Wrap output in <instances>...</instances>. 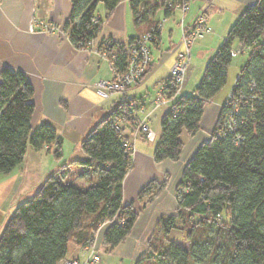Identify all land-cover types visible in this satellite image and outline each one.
Returning <instances> with one entry per match:
<instances>
[{
    "label": "trees",
    "instance_id": "1",
    "mask_svg": "<svg viewBox=\"0 0 264 264\" xmlns=\"http://www.w3.org/2000/svg\"><path fill=\"white\" fill-rule=\"evenodd\" d=\"M121 1L69 0L71 11L64 32L76 47L88 49ZM180 2L129 0L135 27L146 25V32L158 37L151 46L152 54L161 35L157 15L162 13L167 20L174 17L176 10L168 4ZM141 37L131 38L127 44L111 40L109 57L120 71L125 70L130 50ZM235 43L241 52L247 51L234 87L235 94L245 95L235 119L236 130L225 134L224 106L209 140L183 170L176 190L177 208L159 221L158 230L168 245L161 243L157 248L151 238L147 253L136 264L203 260L209 264H264V0L246 8L230 28L207 63L194 95L176 98L178 116L164 114L153 159L155 163L179 161L185 147L183 136L192 137L201 130L205 105L226 86ZM0 76V174L10 175L23 163L29 148L47 149L60 164L63 141L55 128L32 125L34 90L26 75L4 68ZM118 102L82 140L83 159L62 164L32 198L17 206L0 233V264H62L71 246L84 250L94 246L106 224L101 248L104 254H111L131 235L141 209L166 190L168 179L153 180L139 191L136 202L123 204V182L134 157L127 145L138 118L132 112V100ZM237 139L242 140L240 144L235 143ZM73 166L83 167L90 177L96 176L95 181H89L87 188L72 184L67 175ZM178 232L189 243L188 249L170 239Z\"/></svg>",
    "mask_w": 264,
    "mask_h": 264
},
{
    "label": "crops",
    "instance_id": "2",
    "mask_svg": "<svg viewBox=\"0 0 264 264\" xmlns=\"http://www.w3.org/2000/svg\"><path fill=\"white\" fill-rule=\"evenodd\" d=\"M257 2L189 0L185 15L176 10L175 16L164 24L160 40L152 49L154 63L151 71L129 89L130 97L127 95L124 100H132L147 111L151 110L158 85L169 76L176 59L180 47L179 24L182 21L190 25L202 13L207 14L210 33L197 42L195 53L210 54L223 44L242 12ZM70 11L69 0H0V74L2 69L10 68L26 75L34 90L32 125L36 128L48 124L55 128L63 141L64 164L75 161L71 160L73 155L83 153L81 142L84 137L112 112L119 99H123L105 100L96 93L95 84L99 80H112L113 69L96 49H81L70 41L63 30ZM158 15L156 19L160 21L163 15ZM100 16H104L103 10ZM46 23L58 26V31L44 32L43 24ZM146 31V25L135 27L129 0H122L104 21L98 41L112 39L117 44H127L131 38L141 37ZM150 117L149 123L156 134V141L148 142L143 136L136 139L133 167L123 182V204L136 202L139 191L150 181L168 179V186L152 205L141 209L131 235L113 253L105 254L106 259L101 264H136L145 254L147 242L159 220L174 213L178 206L176 190L186 164L210 138V135L199 132L193 137L185 136V147L179 161L155 163L153 153L161 132L156 121L162 118H159V111ZM48 156H52V152L47 149L35 151L29 148L23 163L10 175L0 174V228L12 215L16 196L23 186L34 184L33 190H37L52 168L57 166L55 160L49 161ZM73 168L75 166L70 167L69 171ZM95 179L96 176L89 177L86 170L79 179L69 177L71 183L80 188H87L88 182ZM6 210H9L7 217ZM108 226L104 225L99 231L97 243L100 247ZM85 252L71 246L67 258H82Z\"/></svg>",
    "mask_w": 264,
    "mask_h": 264
},
{
    "label": "built area",
    "instance_id": "3",
    "mask_svg": "<svg viewBox=\"0 0 264 264\" xmlns=\"http://www.w3.org/2000/svg\"><path fill=\"white\" fill-rule=\"evenodd\" d=\"M168 5L170 9L180 10L184 14L188 10V0H181L177 5H173L172 3H169ZM166 21L167 19L163 18L159 23V32L162 31ZM208 21V16L201 14L195 18L190 25H185L184 21L181 22L182 50L178 53L177 58L170 69L169 77L165 83L160 85L152 102L151 110L146 111L144 107L140 106V108L136 103L132 106V112L134 116L138 118V122L136 123V134L145 135L149 142L155 140L156 134L148 123V117L150 118L156 110L162 107H170V111L175 118L179 114V110L175 108L174 102L176 101V98L182 94L184 87L187 84V71L190 66L192 47L195 40L210 31ZM157 38L158 37L154 32L144 34L138 43L130 50L124 71H120L112 63L114 77L112 80H99L95 84L97 94L103 99L126 97L129 88L141 81L147 74L152 63L151 46L157 41ZM94 45L95 42L93 41L88 44L89 48H92L91 46ZM110 46L111 40H107L103 46V51L100 53L106 60L108 59ZM234 87L223 105V107L225 106L227 108L224 117L225 119L222 122L226 129L225 134L233 133L236 130L235 119L240 113L242 102L245 100L243 92L234 93ZM253 88L254 86L251 87V90H253ZM140 113H145L147 115L143 114L145 116L140 117ZM240 140L241 139H237L235 143L240 144ZM132 145H127V150L130 152L135 151L134 148H132ZM96 244L97 242L94 247L87 249L88 254L86 253L87 255H83L82 258L65 259L62 264H101L103 259L96 249Z\"/></svg>",
    "mask_w": 264,
    "mask_h": 264
},
{
    "label": "rangeland",
    "instance_id": "4",
    "mask_svg": "<svg viewBox=\"0 0 264 264\" xmlns=\"http://www.w3.org/2000/svg\"><path fill=\"white\" fill-rule=\"evenodd\" d=\"M202 14H205V13H202ZM205 15H207V14H205ZM163 18H161V21L163 20ZM179 26H180V32L178 31V37L180 36V47H179V50L177 52V55L182 50V37H181V26H182V23H180ZM42 30L44 32H46V33H54L56 31H58V26H56L54 24L46 23V24H43V29ZM146 33L147 32H145L144 34H146ZM209 33H210V31L207 32V33H205L204 36L207 35V34H209ZM204 36L196 39L195 42H194V44H193V47H192V57H191V60H190V66H189V69L187 71V82L188 81L189 82H188V84L185 85L184 90H183V92H182L181 95H187V96H193L194 95L195 90H196V87L199 85L201 79L203 78V75H204V72H205V67H206L207 63L210 61V59L214 56V54L217 51V50L216 51H212V53H210V54H208L207 52H203V53H198V55H196L195 51L197 49L196 48L197 42L201 38H203ZM107 40H112V39H104V41H103L104 42L103 43L104 45H105V41H107ZM93 42H95V45L94 46H91L92 48H88V49H96L97 50L100 41L96 40V41H93ZM177 55H176V58H177ZM107 61H109V63L111 64V67H112V62H111L112 61V58L109 57V53H108V59H107ZM152 61H153V54H152ZM246 61H247V51L241 52L239 50V45L237 43H235V45H234V52H233V58H232V61H231V65L229 66V68L227 70V83H226V86L222 89V91L211 102H209V103H207L205 105L204 111H203V116H202L201 123H200V127H201V130L199 131L200 134H202V135H205V134L210 135L215 130L216 125H217V122H218V119H219V116H220V114L222 112V109H223L222 107L224 105V102L226 101L227 97L231 93V91H232V89H233V87L235 85V82L237 80V77H238V75L240 73V70L245 65ZM112 69H113V67H112ZM148 72H149V69H148ZM189 72L191 73L190 75H189ZM146 75H145V77H146ZM188 77H189V80H188ZM167 78L165 80H163L158 85L157 91H158L160 85H162L163 83H165V81L167 80ZM141 81H139L138 83H140ZM138 83H136V84H138ZM135 85H133L132 87H135ZM157 91H156V93H157ZM127 95H128V97H130V92H128ZM132 95L134 96L136 94H132ZM136 96L139 97V95H136ZM155 96H156V94H155ZM134 104L135 103L132 102V106ZM157 111L160 112V117L159 118H162L161 115H163L164 112L165 113L171 112L170 111V107H162V108L156 110V112ZM143 114H145V113H140V117H144L145 115H147V114H145V115H143ZM150 118L148 117V123H149V119ZM156 123L158 124L159 127H161V121H160V119H158L156 121ZM149 125H150V123H149ZM153 125H155V122H154ZM150 127H151V125H150ZM151 129H152V127H151ZM138 136H143L147 140V138H146L145 135H143V134H139V135L136 134V129H135V131L132 133L131 139H130V141L128 143L129 145H132V144L134 145V146L132 145V148H134V150H136L135 143H136V139L138 138ZM185 136H187V135H184L183 136L184 139L186 138ZM155 141H156V138H155V140L153 142H155ZM134 153H135V151L132 152L133 155H134ZM84 156L85 155L83 153H81V155H79V154L78 155H73L72 158H71V160L83 159ZM48 159H49L50 162H53V160H54L53 155L52 156H48ZM60 164H64V162L62 161ZM60 164L59 165L57 164V166H55V168H52L53 170H51L50 174H52L53 172L57 171L60 168V166H61ZM70 171H71L72 175H71ZM70 171H69L70 174L68 173L67 178H69V177L70 178L76 177L77 179H79L84 174V169L81 166H75V168H73ZM92 177L94 178V175ZM33 187H34V184H28V186L27 185L23 186L20 194L16 196V199H15L16 200L15 201L16 204L14 206L15 208H14V210L11 211V214H13V212L15 211V209L17 208L18 205L24 203L26 200H28V199H30V198H32L34 196V194L36 193V191L39 188H37V190H33L34 189ZM29 190H30V192H29ZM8 212H9V210H6L5 211V217H7ZM5 224L6 223H4V226H5ZM4 226H2L0 228V233L3 231ZM158 226H159V222L155 226V229L153 230V234L151 235V237H150V239L148 241H150L151 238H154L153 245L155 247H157V248L160 247L161 246V243L163 245H165V247H166L168 245L167 244L168 242L166 241V239L163 238L162 232L158 230ZM181 235L182 234H180L179 232L178 233H173V234H171L170 239L172 238L173 240L176 241L177 244H179L183 248L188 249L189 248V243L187 241H185ZM147 243H149V242H147ZM96 245H97L96 249L98 250V252L102 256V259H103L102 262H104V260L106 259V256L103 253L102 248L99 246V244L97 243ZM147 246H148V244H147ZM92 247H94V246H92ZM85 251L86 252L84 253V255L87 253V249ZM147 251L148 250H146L145 254L147 253ZM145 254H143L140 258H142L143 256H145ZM66 259H77V258H66ZM190 264H209V262L207 260H203L201 262H192ZM211 264H217V263H211Z\"/></svg>",
    "mask_w": 264,
    "mask_h": 264
}]
</instances>
